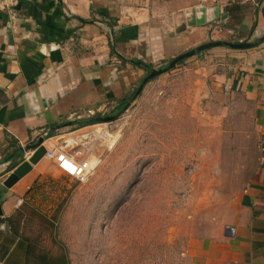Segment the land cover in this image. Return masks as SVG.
<instances>
[{
  "label": "crops",
  "instance_id": "crops-1",
  "mask_svg": "<svg viewBox=\"0 0 264 264\" xmlns=\"http://www.w3.org/2000/svg\"><path fill=\"white\" fill-rule=\"evenodd\" d=\"M199 7L220 11L190 26L188 11ZM228 9L206 0H0V264L55 263L28 243V209H39L38 195L47 200L74 179L45 156L5 185L36 143L47 137L58 144L100 124L94 122L152 69L185 52L234 33L238 42L264 38V0H238ZM180 67L197 74L200 96L207 90L202 100L247 116L258 145L246 186L221 206L211 233L189 240L185 255L191 264H264V42L213 48Z\"/></svg>",
  "mask_w": 264,
  "mask_h": 264
},
{
  "label": "rangeland",
  "instance_id": "rangeland-1",
  "mask_svg": "<svg viewBox=\"0 0 264 264\" xmlns=\"http://www.w3.org/2000/svg\"><path fill=\"white\" fill-rule=\"evenodd\" d=\"M237 1L206 0L225 12ZM175 68L102 113L118 115L107 126L113 141L96 150L86 182L33 199L25 235L37 254L54 264L64 255L69 264H191L189 240L211 233L246 186L258 145L247 116L202 100L197 74Z\"/></svg>",
  "mask_w": 264,
  "mask_h": 264
},
{
  "label": "built area",
  "instance_id": "built-area-1",
  "mask_svg": "<svg viewBox=\"0 0 264 264\" xmlns=\"http://www.w3.org/2000/svg\"><path fill=\"white\" fill-rule=\"evenodd\" d=\"M107 124L100 123L78 129L58 144L44 137L42 145L46 148L45 156L53 160L63 174L78 182H86L97 166L91 158L93 151L113 141ZM261 148L264 152V140Z\"/></svg>",
  "mask_w": 264,
  "mask_h": 264
},
{
  "label": "water",
  "instance_id": "water-1",
  "mask_svg": "<svg viewBox=\"0 0 264 264\" xmlns=\"http://www.w3.org/2000/svg\"><path fill=\"white\" fill-rule=\"evenodd\" d=\"M220 8L216 7L215 9H206L203 7L199 8H192L188 11L187 17H188V23L190 26H196V25H201L204 23L211 22L212 20L216 19L217 14L219 13ZM207 12V16L205 19L204 15ZM196 15H200V17H196ZM264 42V38H260L259 40L256 41H247V42H228V41H213L209 42L206 44H203L195 49H192L188 52H185L176 58H173L168 64L163 66L162 68L159 69H152L148 76L142 81L140 86L138 87L135 97L138 96L141 91L144 89L146 84L150 82L152 79L157 77L160 74H163L172 68L176 67L178 64L184 62L185 60L192 58L198 54L204 53L208 50H211L213 48L217 47H225V48H230V49H235V50H245V49H250L257 47L260 43ZM118 115L114 116H106L103 118H97V122L101 123H109L114 120H116ZM43 143V138H41L35 145V152L33 153L30 158L25 161L23 164H21L18 168L14 170V172L9 176L8 180L5 182V185L7 187L13 186L16 182H18L21 178H23L28 172L31 171L32 167L36 164H38L46 155V148L45 146L42 145ZM33 149V148H32ZM2 214L1 212V201H0V215Z\"/></svg>",
  "mask_w": 264,
  "mask_h": 264
},
{
  "label": "trees",
  "instance_id": "trees-1",
  "mask_svg": "<svg viewBox=\"0 0 264 264\" xmlns=\"http://www.w3.org/2000/svg\"><path fill=\"white\" fill-rule=\"evenodd\" d=\"M183 63V62H182ZM93 123V122H92ZM96 123H99V122H94V124H96ZM66 257H64V264H69V261L68 262H66Z\"/></svg>",
  "mask_w": 264,
  "mask_h": 264
}]
</instances>
